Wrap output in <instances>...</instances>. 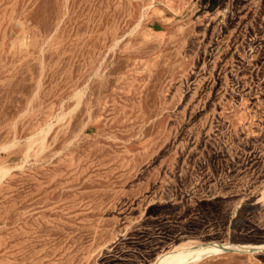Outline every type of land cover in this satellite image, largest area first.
Listing matches in <instances>:
<instances>
[{
  "label": "rangeland",
  "instance_id": "obj_1",
  "mask_svg": "<svg viewBox=\"0 0 264 264\" xmlns=\"http://www.w3.org/2000/svg\"><path fill=\"white\" fill-rule=\"evenodd\" d=\"M263 192L264 0H0V264H264Z\"/></svg>",
  "mask_w": 264,
  "mask_h": 264
},
{
  "label": "bare ground",
  "instance_id": "obj_2",
  "mask_svg": "<svg viewBox=\"0 0 264 264\" xmlns=\"http://www.w3.org/2000/svg\"><path fill=\"white\" fill-rule=\"evenodd\" d=\"M264 201V192H263V199ZM225 248L228 249H239V250H249V249H262L264 250V245L258 246H250L244 248L240 245H232V244H222ZM218 249L221 248L220 245L217 247ZM213 250L212 247L206 246H195V247H178L174 252L168 253L167 255L163 256L160 260H158L155 264H181L182 262L186 261L187 263H191L193 261L199 260L205 254L211 252ZM214 251V250H213ZM216 251V250H215ZM171 254V256H170Z\"/></svg>",
  "mask_w": 264,
  "mask_h": 264
},
{
  "label": "water",
  "instance_id": "obj_3",
  "mask_svg": "<svg viewBox=\"0 0 264 264\" xmlns=\"http://www.w3.org/2000/svg\"><path fill=\"white\" fill-rule=\"evenodd\" d=\"M221 249L224 250L225 252H232V253H239V254H257V253H264V250L262 249H249V250H239V249H228L225 248L222 244H219Z\"/></svg>",
  "mask_w": 264,
  "mask_h": 264
}]
</instances>
